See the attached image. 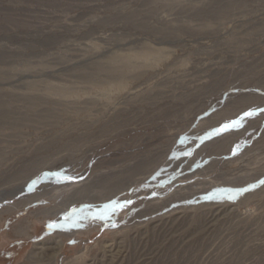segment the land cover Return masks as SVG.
<instances>
[{"label": "rangeland", "instance_id": "1", "mask_svg": "<svg viewBox=\"0 0 264 264\" xmlns=\"http://www.w3.org/2000/svg\"><path fill=\"white\" fill-rule=\"evenodd\" d=\"M262 181L264 0H0V264H264Z\"/></svg>", "mask_w": 264, "mask_h": 264}, {"label": "bare ground", "instance_id": "2", "mask_svg": "<svg viewBox=\"0 0 264 264\" xmlns=\"http://www.w3.org/2000/svg\"><path fill=\"white\" fill-rule=\"evenodd\" d=\"M198 13H199V12H198ZM200 13H201V12H200ZM144 173H145V172H144ZM144 173H143V174H144ZM143 174H142V175H143ZM65 187H66V186H65ZM65 190H66V189H65ZM66 202H68V201H64L65 204H66ZM47 211H48V210H47ZM44 212H46V211H44ZM27 222H28V220H27ZM24 227H25V226L22 227V225H19V227H18L19 229L17 228V231H21V230H23ZM49 249H50V248H49ZM30 254H31V255H29L28 259H34V258L36 259V257H38L36 260H39V259L44 258V257H43V256H44L43 254H45V252H44V251H42V252H38V253H37V252H36V253H35V252H32V253H30ZM46 255H47V254H46ZM26 258H27V257H26Z\"/></svg>", "mask_w": 264, "mask_h": 264}, {"label": "snow or ice", "instance_id": "3", "mask_svg": "<svg viewBox=\"0 0 264 264\" xmlns=\"http://www.w3.org/2000/svg\"><path fill=\"white\" fill-rule=\"evenodd\" d=\"M245 115H251L250 113H245ZM261 183H264V181H262Z\"/></svg>", "mask_w": 264, "mask_h": 264}]
</instances>
